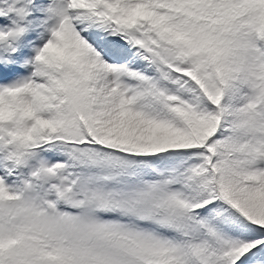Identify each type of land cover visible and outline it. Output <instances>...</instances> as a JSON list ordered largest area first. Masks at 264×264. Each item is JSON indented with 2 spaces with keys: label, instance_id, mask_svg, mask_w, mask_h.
Listing matches in <instances>:
<instances>
[{
  "label": "snow or ice",
  "instance_id": "6c2138e0",
  "mask_svg": "<svg viewBox=\"0 0 264 264\" xmlns=\"http://www.w3.org/2000/svg\"><path fill=\"white\" fill-rule=\"evenodd\" d=\"M0 264H264V0H0Z\"/></svg>",
  "mask_w": 264,
  "mask_h": 264
}]
</instances>
